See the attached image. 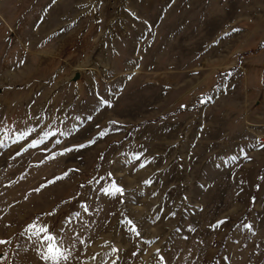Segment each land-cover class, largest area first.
Instances as JSON below:
<instances>
[{
    "label": "rangeland",
    "instance_id": "obj_1",
    "mask_svg": "<svg viewBox=\"0 0 264 264\" xmlns=\"http://www.w3.org/2000/svg\"><path fill=\"white\" fill-rule=\"evenodd\" d=\"M33 223L60 264H264V0H0V264H53Z\"/></svg>",
    "mask_w": 264,
    "mask_h": 264
},
{
    "label": "snow or ice",
    "instance_id": "obj_2",
    "mask_svg": "<svg viewBox=\"0 0 264 264\" xmlns=\"http://www.w3.org/2000/svg\"><path fill=\"white\" fill-rule=\"evenodd\" d=\"M234 31H235V29H234ZM99 105L110 107L111 101L104 99L103 97H99ZM181 107H183V105H181ZM88 119L91 120L92 117L89 116ZM32 131H33L32 129H26V130H23V131L16 133L17 141L19 139H24L25 137L29 136ZM61 134L62 135H69L70 133H61ZM104 134L105 133H103V132L97 133L98 136H103ZM50 135H55V132H51V131L43 132V135L41 138L31 141V146L36 147L37 145L41 144L44 139H47ZM87 143L92 144V143H95V141L89 140ZM73 147L82 148V147H85V145L80 144V145H74ZM71 150H72L71 148H68V149H65L64 151H71ZM137 159H139V157H137ZM145 163H146V161H145ZM143 166L144 165L141 164V167H143ZM62 175H67V173H64ZM56 179H59V177H57ZM101 191L105 195H112V196L123 194L122 188H120L114 181L112 182L110 187L106 186V187L102 188ZM85 211H87V209H85ZM216 223H217V225H219V224L223 223V221H217ZM127 224L130 226V230L133 233H135L138 236L140 235V233L138 232L137 226L135 225V223L131 219L127 220ZM248 227H251V226L249 225ZM33 229H36V231L33 233L34 235L39 236L40 233H44L43 240L49 241V243H47V246H46V251H44L43 255H42L43 260H45V261L51 260L53 262V264H60V258L62 256L65 260L67 259V253L65 251H63L62 249H60L58 246H56L52 242V241H54V237L51 235L47 226H37L36 224L33 223V224L29 225L28 230L32 231ZM4 243H7V241L0 240V244H4Z\"/></svg>",
    "mask_w": 264,
    "mask_h": 264
}]
</instances>
